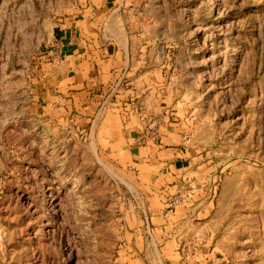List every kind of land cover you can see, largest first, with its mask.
I'll return each mask as SVG.
<instances>
[{
  "label": "rangeland",
  "instance_id": "rangeland-1",
  "mask_svg": "<svg viewBox=\"0 0 264 264\" xmlns=\"http://www.w3.org/2000/svg\"><path fill=\"white\" fill-rule=\"evenodd\" d=\"M142 6L144 35L167 44L159 56L167 101L182 107L187 140L205 148L217 169L206 246L237 264H264V0ZM20 20L0 15L4 57L13 27L5 23ZM4 76L0 264H166L150 219L154 193L105 158L92 133L41 125Z\"/></svg>",
  "mask_w": 264,
  "mask_h": 264
},
{
  "label": "crops",
  "instance_id": "crops-1",
  "mask_svg": "<svg viewBox=\"0 0 264 264\" xmlns=\"http://www.w3.org/2000/svg\"><path fill=\"white\" fill-rule=\"evenodd\" d=\"M143 1L0 0V15L21 17L5 23L13 27L0 74L41 125L92 133L105 158L154 193L150 219L166 264H237L206 246L217 169L187 140L182 107L167 101L159 60L167 44L144 35Z\"/></svg>",
  "mask_w": 264,
  "mask_h": 264
},
{
  "label": "built area",
  "instance_id": "built-area-1",
  "mask_svg": "<svg viewBox=\"0 0 264 264\" xmlns=\"http://www.w3.org/2000/svg\"><path fill=\"white\" fill-rule=\"evenodd\" d=\"M152 133H153V135L155 136V137H158V133H157V131L156 130H152ZM195 188V185H191V187H190V192L192 191V189H194Z\"/></svg>",
  "mask_w": 264,
  "mask_h": 264
}]
</instances>
